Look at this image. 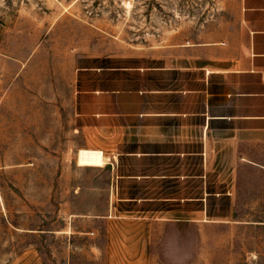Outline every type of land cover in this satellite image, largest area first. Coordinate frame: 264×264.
<instances>
[{
  "label": "rangeland",
  "instance_id": "1",
  "mask_svg": "<svg viewBox=\"0 0 264 264\" xmlns=\"http://www.w3.org/2000/svg\"><path fill=\"white\" fill-rule=\"evenodd\" d=\"M231 16L232 0H0V264H106L103 154L56 132L76 59L177 48ZM236 179L202 232L155 223L150 264H264V144L239 146Z\"/></svg>",
  "mask_w": 264,
  "mask_h": 264
},
{
  "label": "crops",
  "instance_id": "2",
  "mask_svg": "<svg viewBox=\"0 0 264 264\" xmlns=\"http://www.w3.org/2000/svg\"><path fill=\"white\" fill-rule=\"evenodd\" d=\"M165 50L76 59L57 104L56 132L103 154L106 264H150L157 222L229 217L239 146L264 144V0H232L222 34Z\"/></svg>",
  "mask_w": 264,
  "mask_h": 264
}]
</instances>
